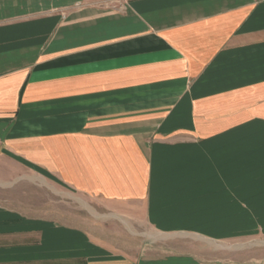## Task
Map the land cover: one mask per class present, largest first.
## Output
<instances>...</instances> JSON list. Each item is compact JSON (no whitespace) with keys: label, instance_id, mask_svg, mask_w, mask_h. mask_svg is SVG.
Wrapping results in <instances>:
<instances>
[{"label":"crops","instance_id":"1","mask_svg":"<svg viewBox=\"0 0 264 264\" xmlns=\"http://www.w3.org/2000/svg\"><path fill=\"white\" fill-rule=\"evenodd\" d=\"M26 180L134 236L264 234V0H0V186ZM54 219L0 202V264H237Z\"/></svg>","mask_w":264,"mask_h":264},{"label":"rangeland","instance_id":"2","mask_svg":"<svg viewBox=\"0 0 264 264\" xmlns=\"http://www.w3.org/2000/svg\"><path fill=\"white\" fill-rule=\"evenodd\" d=\"M16 183L11 184L13 186L8 189L0 186L1 203L11 206L12 209L28 210L31 214L55 218V221L69 226L86 227L95 239L130 257L190 253L205 261L264 264V234L208 242L193 236L155 234L149 226L141 222V236H134L118 220L94 219L85 211L84 198L73 199L64 190L42 185L35 180ZM150 241L154 243L151 247L146 245Z\"/></svg>","mask_w":264,"mask_h":264}]
</instances>
